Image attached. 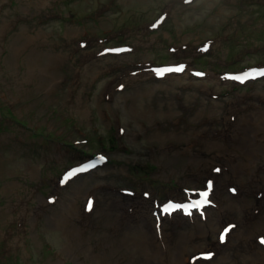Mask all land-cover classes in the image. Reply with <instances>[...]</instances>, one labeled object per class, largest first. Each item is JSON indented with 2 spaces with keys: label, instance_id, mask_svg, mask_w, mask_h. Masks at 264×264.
<instances>
[{
  "label": "rangeland",
  "instance_id": "obj_1",
  "mask_svg": "<svg viewBox=\"0 0 264 264\" xmlns=\"http://www.w3.org/2000/svg\"><path fill=\"white\" fill-rule=\"evenodd\" d=\"M177 1L194 3L196 0ZM101 2L98 11L106 16L113 7L110 20L119 14V19H113L118 23L135 18L138 9L151 0H0V101L4 107V103L11 107L18 117L16 122L6 123L5 130L0 132V248L4 245L3 256L13 255L12 262L16 264H61L59 258L51 256L45 249L48 248L45 243L46 234L53 237L50 241L53 246L61 248L70 259L88 251L89 239H92L95 247V238H108L105 232L90 235L87 239L83 237L88 228L83 216L84 195L87 193L101 199L105 187H91V181L87 178L68 188L59 186V174L71 165L78 164L83 156L82 151L87 149L83 144L70 147L60 142L69 141L72 145L76 140L89 139L93 135L96 123H102L100 113L108 73L115 70V75L120 74L121 64L133 61L130 55L121 57L118 63L105 64L103 69H100L103 62L89 67L85 58L96 56L101 49V41L87 40L86 24L79 27L74 23L60 22L63 17L70 19V14L85 13ZM252 5V0L210 1L209 12H214L210 22L214 26L210 30L211 34L215 35V31H218L229 38L235 36V33L246 35L249 31L264 28V7L263 12L257 13ZM256 5L261 7L260 3ZM49 11L52 16H49ZM172 11L173 8H170L168 12H163H167L170 18L169 13ZM189 19L192 23V16ZM111 23L112 20L108 22L106 18L102 19L92 31L106 30L103 40H112L116 36L114 27L109 26ZM150 26L146 24L140 34L142 36L130 42L133 47H145V43H150L148 40L152 38L149 35L154 28ZM155 27L160 28V24ZM203 31L207 32L205 28ZM126 37L130 36L126 34ZM80 41L85 42L87 47L76 45ZM139 62L136 60L133 63ZM140 67L147 68L145 65ZM135 68H130V71ZM186 76L189 78V74ZM141 78L152 77L143 73ZM118 79L123 81L122 78ZM197 85L190 79L179 88V92L195 96L189 108L201 120L212 115L214 106L209 104V90L202 84ZM256 87L262 86L253 88ZM168 91L171 89L163 92ZM136 93L138 97L143 95L146 101L135 105L133 109L130 104L120 102L117 108L122 109L123 113L117 109L115 115L107 120L108 127L122 126L114 122L116 116L126 121V126L127 123L139 122L143 118L148 122L155 118L159 108L151 99L159 95L158 87L143 86ZM175 103L173 99L172 104ZM24 123L26 126H23ZM65 124L66 127H63ZM40 128L43 135L51 134L50 138L56 137L58 142L43 143L41 137H36L32 131ZM132 133L128 132L129 138L135 141ZM129 146L135 150L132 154L140 151L139 145ZM119 159L120 162H132L136 157ZM120 162L116 167H119ZM254 181L260 194L264 195V159L254 172ZM49 197H55L56 202L51 204ZM243 204L227 220H233L238 225L231 237L233 252L221 256L215 264H232L236 252L243 246L241 236L250 230V223L264 211V198L254 204ZM225 223L221 224L220 229ZM188 239L184 236L179 240L173 249V260L176 255L189 251ZM79 240L85 243V251L73 248ZM115 248L110 247L104 254L106 259H103V264H114L113 256L120 251L125 252L126 264L134 259V247ZM87 260L89 262V258Z\"/></svg>",
  "mask_w": 264,
  "mask_h": 264
},
{
  "label": "snow or ice",
  "instance_id": "obj_2",
  "mask_svg": "<svg viewBox=\"0 0 264 264\" xmlns=\"http://www.w3.org/2000/svg\"><path fill=\"white\" fill-rule=\"evenodd\" d=\"M168 71H177V72H179V71H183V68H182V67H177V68H175V69H168ZM260 74H261V75H264V71H262ZM252 75H253L252 73H248L247 76H246L245 78H251ZM216 171H219V169H217ZM209 187H211V185H209ZM202 195L206 198L207 195H208V193L205 192V193H203ZM199 203H200V202L197 201V204H199ZM89 208H91V202H89ZM230 227H231V226H229V228L225 230V233H226L228 230H230ZM222 239H223V236H222Z\"/></svg>",
  "mask_w": 264,
  "mask_h": 264
},
{
  "label": "trees",
  "instance_id": "obj_3",
  "mask_svg": "<svg viewBox=\"0 0 264 264\" xmlns=\"http://www.w3.org/2000/svg\"><path fill=\"white\" fill-rule=\"evenodd\" d=\"M122 15V14H121ZM119 17H120V15L119 14H117L116 16H114L113 17V19H119ZM118 23H120V24H123L124 23V21H120V22H118Z\"/></svg>",
  "mask_w": 264,
  "mask_h": 264
},
{
  "label": "bare ground",
  "instance_id": "obj_4",
  "mask_svg": "<svg viewBox=\"0 0 264 264\" xmlns=\"http://www.w3.org/2000/svg\"><path fill=\"white\" fill-rule=\"evenodd\" d=\"M57 60V59H56ZM55 63H56V61H55ZM95 65H96V63H95ZM92 65H89V67H91ZM125 90V88L123 89V91ZM126 92V91H125ZM251 114H253V113H251Z\"/></svg>",
  "mask_w": 264,
  "mask_h": 264
}]
</instances>
